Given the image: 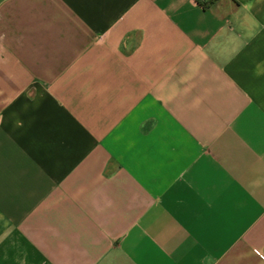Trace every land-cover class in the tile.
<instances>
[{"label": "crops", "instance_id": "1", "mask_svg": "<svg viewBox=\"0 0 264 264\" xmlns=\"http://www.w3.org/2000/svg\"><path fill=\"white\" fill-rule=\"evenodd\" d=\"M0 264H264V0H0Z\"/></svg>", "mask_w": 264, "mask_h": 264}, {"label": "built area", "instance_id": "2", "mask_svg": "<svg viewBox=\"0 0 264 264\" xmlns=\"http://www.w3.org/2000/svg\"><path fill=\"white\" fill-rule=\"evenodd\" d=\"M196 1L199 2L201 5H207L213 2L214 0H196Z\"/></svg>", "mask_w": 264, "mask_h": 264}]
</instances>
